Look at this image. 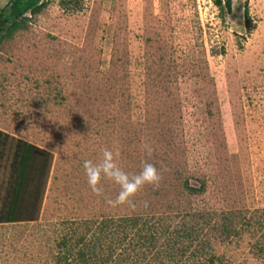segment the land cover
<instances>
[{
    "label": "rangeland",
    "instance_id": "obj_1",
    "mask_svg": "<svg viewBox=\"0 0 264 264\" xmlns=\"http://www.w3.org/2000/svg\"><path fill=\"white\" fill-rule=\"evenodd\" d=\"M47 1L0 43V217L16 139L53 155L37 217L0 222V264H264V0ZM105 148L160 169L136 209L89 187Z\"/></svg>",
    "mask_w": 264,
    "mask_h": 264
},
{
    "label": "trees",
    "instance_id": "obj_2",
    "mask_svg": "<svg viewBox=\"0 0 264 264\" xmlns=\"http://www.w3.org/2000/svg\"><path fill=\"white\" fill-rule=\"evenodd\" d=\"M216 3L222 10L225 8L228 11L232 10L231 0H225L224 6L223 0H218ZM47 5V0H11L9 4L0 8V43L22 28L29 15L42 11ZM246 18L250 21L248 10H246ZM5 136L7 137L8 134L0 131V147ZM52 156L51 152L31 142L16 139L11 181L13 196L6 211L2 212L0 222L34 220L37 217ZM24 193L29 198L26 202H30L29 206L26 204L27 208L22 200Z\"/></svg>",
    "mask_w": 264,
    "mask_h": 264
},
{
    "label": "clouds",
    "instance_id": "obj_3",
    "mask_svg": "<svg viewBox=\"0 0 264 264\" xmlns=\"http://www.w3.org/2000/svg\"><path fill=\"white\" fill-rule=\"evenodd\" d=\"M140 147L149 158L152 156L154 149L149 142L142 139ZM118 156V151L114 153L113 150L105 148L102 150L101 159L98 162L85 160L83 168L87 183L94 194L103 196L108 206L116 208L126 205L136 209L138 205L134 198L145 186L151 185L158 188L163 178L161 171L154 163L146 159L142 161V167L138 173L129 174L117 163ZM103 180H109L119 187L115 197L105 193L102 185ZM142 203L144 207L148 206L147 201H142Z\"/></svg>",
    "mask_w": 264,
    "mask_h": 264
}]
</instances>
